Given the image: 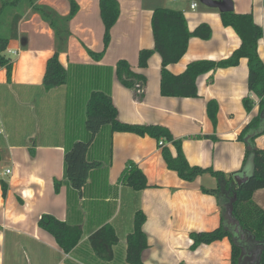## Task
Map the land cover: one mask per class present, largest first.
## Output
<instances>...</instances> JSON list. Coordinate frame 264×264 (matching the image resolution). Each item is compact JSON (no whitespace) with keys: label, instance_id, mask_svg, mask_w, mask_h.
Masks as SVG:
<instances>
[{"label":"crops","instance_id":"0c3cea01","mask_svg":"<svg viewBox=\"0 0 264 264\" xmlns=\"http://www.w3.org/2000/svg\"><path fill=\"white\" fill-rule=\"evenodd\" d=\"M74 1L78 11L69 23L66 52L59 55L67 71L65 85L49 91L42 86L46 62L54 53V35L31 9L22 11L17 37L9 41L4 53L12 61V75L8 82L5 69L0 68V180L8 185L4 196L0 186V264H128L126 238L139 210L145 215L142 230L147 240L142 264H230L227 239L190 250V233L210 232L220 225L217 198L200 189H214L216 180L206 174L193 182L182 181L167 169L154 139L102 129L87 154L89 161L100 162V166L90 172L80 192L65 180L63 158L72 144L89 139L84 129L85 103L91 92L100 91L111 96L120 122L166 127L173 138L181 140L190 166L211 168L226 176L238 172L251 176L252 162L247 160L242 170L245 147L237 141L259 112L258 99L247 88V60L199 76L196 98L162 97L160 56L154 53L145 68L138 67L139 51L154 46L151 15L155 0H116L119 17L99 61L86 52L104 50L99 0ZM168 1L172 5L188 2ZM231 1L234 13L251 14L253 22L264 28V0ZM191 3L184 10H173L182 12L190 32L208 18L212 25L204 24H210L212 35L206 41L189 39L183 57L167 66L172 75L183 73L193 61L225 60L241 43L230 27L222 25L218 10L193 16L196 8L191 10ZM35 4L48 6L60 16L70 10L68 0H35ZM257 53L264 63V39L258 41ZM120 60L144 76L143 90L121 85L115 74ZM246 96L254 102L249 113L242 105ZM209 102L218 107L215 125L207 115ZM255 145L264 150V134ZM167 147L175 156L174 148ZM128 162L144 174V190L134 191L120 182ZM55 181L61 182L58 192ZM253 201L264 210V189L253 194ZM42 215L81 229L82 237L73 251L64 253L38 227ZM103 226H110L118 239L111 261L95 256L88 242Z\"/></svg>","mask_w":264,"mask_h":264},{"label":"trees","instance_id":"16d2710c","mask_svg":"<svg viewBox=\"0 0 264 264\" xmlns=\"http://www.w3.org/2000/svg\"><path fill=\"white\" fill-rule=\"evenodd\" d=\"M70 10L67 16H60L52 8L35 4V0H0V68L5 69L9 82L12 75V61L5 56L9 41L17 37V25L22 18L23 8L26 6L37 14L52 30L54 35V53L47 60L45 73L42 80L44 90L60 87L67 83V71L59 63V55L66 52L68 39L71 36L69 23L78 11L74 0H68ZM17 9L15 13L11 10ZM100 16L104 26V50L93 53L86 49L87 54L99 61L110 42V30L116 23L120 8L116 0H99ZM8 15L9 19L5 17ZM224 27H230L238 36L241 43L231 56L218 62L198 60L189 63L183 73L172 75L167 71V66L176 64L186 53L188 41L191 38L209 40L212 32L207 24L198 25L192 32L189 31L187 21L182 12L157 7L151 15V31L153 36V49L141 50L138 53V67L147 66L149 57L157 53L161 59L160 69V95L162 97L196 98V80L199 76L217 69L234 67L240 59L247 60L249 93L258 99V115L252 118L241 130L237 141L245 147L243 167L247 160L252 162V175L239 187L233 184V177L238 173L226 176L222 172L213 171L211 168L190 166L181 147V140L173 138L170 131L158 125L126 124L118 120L117 109L113 105L111 96L104 92L94 91L88 96L85 103L84 129L89 135L87 141H78L65 152L63 158L64 178L72 189L80 192L87 183L92 170L100 166V162L89 161L87 154L89 147L97 135L104 128L110 134L130 133L139 137L148 136L158 143L161 155L168 170L173 171L185 182H193L203 175H210L216 180L214 189L201 187V192L217 198L221 209V222L218 228L210 232H192L190 250L199 246L227 239L231 246L230 264H238L241 249L245 251H259L258 264H264V210L253 201V194L264 189V150L255 145V140L264 134V63L257 53V43L264 39V28L253 22L251 14H236L233 11L219 13ZM5 19V20H4ZM3 21V22H2ZM4 30L7 33L4 34ZM115 74L121 85L133 89L143 90L145 78L132 72L130 65L120 60L115 65ZM246 112H250L254 102L250 96L242 99ZM217 104H207V115L213 125L216 124ZM162 141L160 145L159 142ZM167 145L175 150L172 156ZM120 182L134 191L147 188V182L142 171L133 162H128L121 173ZM61 182L55 181L54 188L58 192ZM3 196L8 185L0 180ZM231 224H226L223 218L224 206L229 205ZM145 215L139 210L133 219V230L126 238L125 261L128 264H142L141 255L147 248L146 236L142 230ZM38 227L49 233L66 254L78 245L82 231L78 226H70L59 221L51 215H42L38 220ZM235 229L237 231H235ZM89 245L100 260L113 259L112 248L118 239L110 226H103L88 238Z\"/></svg>","mask_w":264,"mask_h":264},{"label":"water","instance_id":"95a60500","mask_svg":"<svg viewBox=\"0 0 264 264\" xmlns=\"http://www.w3.org/2000/svg\"><path fill=\"white\" fill-rule=\"evenodd\" d=\"M200 2L209 8L216 9L219 13H227L233 11V3L231 0H200ZM264 113L260 115V118H263ZM250 177V176H249ZM245 174L236 175L233 177V184L236 187H239L249 178ZM231 208L230 204L224 206L223 218L226 224H231ZM235 231H237L235 229ZM258 254L259 251H245L244 248L241 249V254L238 259V264H258Z\"/></svg>","mask_w":264,"mask_h":264},{"label":"rangeland","instance_id":"374dc122","mask_svg":"<svg viewBox=\"0 0 264 264\" xmlns=\"http://www.w3.org/2000/svg\"><path fill=\"white\" fill-rule=\"evenodd\" d=\"M155 2H156V6H154L153 7V9L154 8H156V7H160V8H164V7H173V8H170V9H175L174 7H179L181 10L183 9L184 10V8L186 7V4H188V3H190V2H193V3H195L196 4V10L194 11V13L196 14V15H193V16H197L198 14H202V13H205V14H215L216 12H217V10L216 9H212V8H209V7H206V6H204L201 2H200V0H188V2L187 3H181V2H179L177 5H172V4H170V1H168V0H155ZM159 3L161 4V5H164V6H159ZM167 3V4H166ZM166 4V5H165ZM181 6H183V7H181ZM148 8H150V6L148 7ZM27 9V7L25 6L24 8H23V11L24 10H26ZM17 11V9H12L11 10V12H13V13H15ZM5 17H7L8 19H9V17H8V15H6ZM3 17L1 16L0 17V20L2 19ZM5 20V19H4ZM3 22V21H2ZM204 23H211L210 22V20L207 18V22H203V23H201V24H204ZM211 25H212V23H211ZM209 26H210V24H209ZM211 27V26H210ZM5 33H7L6 32V30H4V34ZM55 117V116H54ZM56 118V117H55ZM231 247V246H230Z\"/></svg>","mask_w":264,"mask_h":264},{"label":"built area","instance_id":"2783aa9c","mask_svg":"<svg viewBox=\"0 0 264 264\" xmlns=\"http://www.w3.org/2000/svg\"><path fill=\"white\" fill-rule=\"evenodd\" d=\"M173 1H175V0H173ZM190 8H191V10H194V9L196 8V4H195V3H191V4H190ZM159 144L161 145L162 143L159 142ZM8 173H9V170H6V171H5V174H8Z\"/></svg>","mask_w":264,"mask_h":264}]
</instances>
